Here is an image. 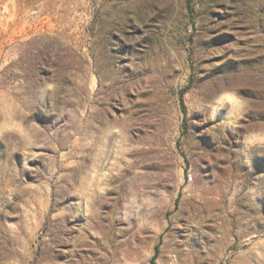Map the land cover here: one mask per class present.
I'll use <instances>...</instances> for the list:
<instances>
[{
	"label": "rangeland",
	"instance_id": "rangeland-1",
	"mask_svg": "<svg viewBox=\"0 0 264 264\" xmlns=\"http://www.w3.org/2000/svg\"><path fill=\"white\" fill-rule=\"evenodd\" d=\"M257 136L264 0H0V264H264Z\"/></svg>",
	"mask_w": 264,
	"mask_h": 264
},
{
	"label": "bare ground",
	"instance_id": "bare-ground-1",
	"mask_svg": "<svg viewBox=\"0 0 264 264\" xmlns=\"http://www.w3.org/2000/svg\"><path fill=\"white\" fill-rule=\"evenodd\" d=\"M224 183V182H223ZM223 183H222V180L221 178L219 177H216L215 178V181H214V186H213V189H212V192L214 194L215 197V204L216 205H219L220 204V200L217 198L220 197L222 195V187H223ZM227 186H237V184L233 181L227 183ZM213 196V195H212ZM202 208V207H201ZM222 227V226H221ZM223 228V227H222ZM226 236V235H225ZM201 246V245H200ZM198 251V250H197ZM200 253V252H199ZM198 253V254H199ZM201 264H204L207 259L204 257V255H200V257H198Z\"/></svg>",
	"mask_w": 264,
	"mask_h": 264
},
{
	"label": "snow or ice",
	"instance_id": "snow-or-ice-1",
	"mask_svg": "<svg viewBox=\"0 0 264 264\" xmlns=\"http://www.w3.org/2000/svg\"><path fill=\"white\" fill-rule=\"evenodd\" d=\"M254 139H259L262 143H264V136H257Z\"/></svg>",
	"mask_w": 264,
	"mask_h": 264
},
{
	"label": "clouds",
	"instance_id": "clouds-1",
	"mask_svg": "<svg viewBox=\"0 0 264 264\" xmlns=\"http://www.w3.org/2000/svg\"><path fill=\"white\" fill-rule=\"evenodd\" d=\"M250 142H254V141H250ZM260 143H261L262 145H264V143H262L261 141H260Z\"/></svg>",
	"mask_w": 264,
	"mask_h": 264
},
{
	"label": "trees",
	"instance_id": "trees-1",
	"mask_svg": "<svg viewBox=\"0 0 264 264\" xmlns=\"http://www.w3.org/2000/svg\"><path fill=\"white\" fill-rule=\"evenodd\" d=\"M152 260H153V258H152Z\"/></svg>",
	"mask_w": 264,
	"mask_h": 264
}]
</instances>
